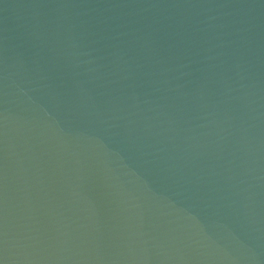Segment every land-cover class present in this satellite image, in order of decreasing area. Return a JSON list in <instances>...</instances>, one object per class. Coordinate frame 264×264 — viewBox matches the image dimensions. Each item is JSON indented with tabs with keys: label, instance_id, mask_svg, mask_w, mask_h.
Returning <instances> with one entry per match:
<instances>
[{
	"label": "water",
	"instance_id": "obj_1",
	"mask_svg": "<svg viewBox=\"0 0 264 264\" xmlns=\"http://www.w3.org/2000/svg\"><path fill=\"white\" fill-rule=\"evenodd\" d=\"M0 264H264V0H0Z\"/></svg>",
	"mask_w": 264,
	"mask_h": 264
}]
</instances>
